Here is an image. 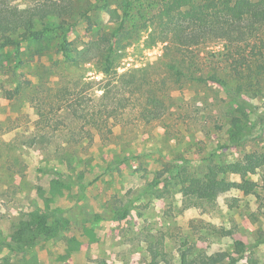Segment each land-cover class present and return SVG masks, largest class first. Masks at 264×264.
I'll list each match as a JSON object with an SVG mask.
<instances>
[{"label": "rangeland", "instance_id": "rangeland-1", "mask_svg": "<svg viewBox=\"0 0 264 264\" xmlns=\"http://www.w3.org/2000/svg\"><path fill=\"white\" fill-rule=\"evenodd\" d=\"M35 1L0 0V5ZM73 1V15L48 21L63 30L23 44L18 55L3 51L8 60H0V264H154L158 243L171 264H179L182 253L192 259L202 252L225 253L223 264H264V210L255 195L233 188L199 202L185 197L180 186L164 188L173 165L202 177L264 154V122L255 114L243 118L247 133L240 145L230 137L236 102L216 82L227 76L220 69L227 43L196 49L189 62L151 25L164 0H130L127 17L123 8L129 0ZM182 2L192 17L209 15L192 0ZM122 22L114 68L128 75L120 93L127 101L124 115L112 118L109 130L83 123L67 108L58 111L65 100L57 99L67 91L70 98H82L83 107L98 102L110 47L104 40ZM64 46L72 59L63 57ZM170 62L187 75L204 73L207 81L169 74ZM148 82L166 105L165 112L158 111L161 118L151 119L137 105ZM239 100L264 114L263 93ZM219 177L242 182L236 174ZM246 180L261 193L264 169ZM126 208L128 217L120 219ZM57 209L63 213L53 234L40 235L30 246L17 240L32 215ZM51 217L49 225L56 219ZM234 239L248 246L243 258L234 253Z\"/></svg>", "mask_w": 264, "mask_h": 264}, {"label": "trees", "instance_id": "trees-1", "mask_svg": "<svg viewBox=\"0 0 264 264\" xmlns=\"http://www.w3.org/2000/svg\"><path fill=\"white\" fill-rule=\"evenodd\" d=\"M192 1L201 8H207L209 15L207 17H192L184 11L182 0H164L158 12L153 15L151 25L155 30H160V38L163 42H168L170 49H176L177 52L182 53L185 60H189V62L194 59L191 56L194 50L211 43H227V52L221 55L224 59L220 62L222 63L220 69L226 71L227 76L217 78L216 82L226 97L231 102L233 100L236 102L234 103L236 107L233 104L231 106L235 113L230 114L228 124L231 139L240 145L247 133L243 118H248L253 113L260 122H264V114L256 112L257 109L250 103L243 100L237 101L239 97L250 95V92L264 94V0ZM132 7L133 2L130 0L124 4L123 12L126 17L128 10ZM75 9L73 0H37L26 7L0 5V50H2L0 51V60H8L7 53L3 51L13 49L18 55L23 44L31 41L40 43L48 34L63 30L62 25H55L48 21L52 18L69 17L73 15ZM38 24L42 25L41 29L37 27ZM120 30H124L123 22L112 35L113 39L104 40L110 47L109 53L104 57L102 73L105 80L98 102L92 101L90 106L83 107V99L70 98L68 96L70 93L67 91L57 99V101L65 100V103L59 106L58 111L67 108L76 119L83 123L102 125L109 130L110 120L124 115L127 101L122 99L120 93L122 92V83L128 75H119L114 68L116 60L114 53L118 46L117 32ZM61 52L64 58L72 59L70 53L67 52V47L64 46ZM215 69L216 66L212 68V70ZM168 70L169 74L172 73L179 78L185 77L188 81H207L204 73L202 77H197L194 72L187 75L179 68L178 64L173 62H170ZM147 84L149 85L147 89L139 90L137 105L151 119L161 118L164 113L159 114L158 111L161 109V112H165L166 105L161 104L162 99L156 95L154 87L149 82ZM19 85L18 83V87ZM173 166L164 181L165 189L169 186H180L181 193L185 197L190 196L199 202H205L211 200L214 193L227 192L236 188L245 195H255L258 207L264 210V185L262 192L257 193V185L246 180L249 175L264 169V154L256 161L251 158L245 164L234 162L218 166L216 173L210 170L202 177L190 174L186 168L181 169L177 165ZM229 173L239 175L242 182H229L225 177H219L221 174ZM169 176H171L170 180ZM156 184H160V181ZM129 212V208L124 209L122 214L119 213V218L126 219ZM49 213L51 214L45 216L34 214L29 221L22 223L17 240L24 242L23 245L30 246L40 235L53 234L61 224L60 216L63 210L57 209ZM52 215L56 219L49 225L48 220L52 218ZM230 234L232 233L230 232ZM261 236L264 238V233ZM234 246V253L243 258L248 251L246 243L240 239H234ZM158 257H161L160 261H157ZM166 257L163 243H158L153 263L159 264L162 261L171 264ZM178 261L179 264H223L226 261V254L209 255L202 252L190 259L187 254L182 253Z\"/></svg>", "mask_w": 264, "mask_h": 264}]
</instances>
